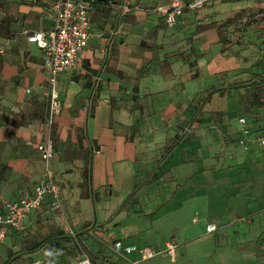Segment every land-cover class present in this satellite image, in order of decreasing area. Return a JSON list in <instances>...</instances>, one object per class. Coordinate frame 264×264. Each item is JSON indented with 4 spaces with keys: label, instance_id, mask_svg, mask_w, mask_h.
I'll use <instances>...</instances> for the list:
<instances>
[{
    "label": "crops",
    "instance_id": "1",
    "mask_svg": "<svg viewBox=\"0 0 264 264\" xmlns=\"http://www.w3.org/2000/svg\"><path fill=\"white\" fill-rule=\"evenodd\" d=\"M175 1L192 0L89 1L93 35L58 75L49 129L45 52L28 36L54 27L52 0H0V201L33 193L49 138L62 192L23 231L0 226V264H78V243L93 264L142 263L168 242L187 264L214 221L248 237L217 261L264 264V146L238 143L240 118L264 132V2L211 0L168 24L158 9Z\"/></svg>",
    "mask_w": 264,
    "mask_h": 264
},
{
    "label": "built area",
    "instance_id": "2",
    "mask_svg": "<svg viewBox=\"0 0 264 264\" xmlns=\"http://www.w3.org/2000/svg\"><path fill=\"white\" fill-rule=\"evenodd\" d=\"M211 0H192L187 4L173 2L170 7L159 8L165 15L168 24H174L177 17L182 15L185 9L197 10L205 6ZM264 2V0H261ZM51 9L55 14V25L52 29L37 32L28 36L30 42H35L45 52V66L49 72L50 80V106L46 118V126L52 128L56 117L61 111L58 99L57 78L67 68L76 67L80 53L86 48L91 39L92 27L90 21L91 3L85 0H52ZM123 10H128L126 6ZM240 147L248 151L253 146H264V132H253L245 118L239 119ZM38 150L44 162V177L34 187L32 194L25 195L16 201H0V226L16 231L25 229V220L30 213L37 210L45 197H50L52 206L62 208V192L60 185L53 174L51 161L54 154V143L51 138L41 142ZM207 232L213 233L218 227L209 223ZM4 238V231L0 232V239ZM177 243L168 242L162 251L145 248L142 252L143 259L153 258L159 254H166L172 259L177 257ZM264 252V243L261 244ZM81 258L78 264H92L85 252L80 249ZM127 264H138V261Z\"/></svg>",
    "mask_w": 264,
    "mask_h": 264
},
{
    "label": "rangeland",
    "instance_id": "3",
    "mask_svg": "<svg viewBox=\"0 0 264 264\" xmlns=\"http://www.w3.org/2000/svg\"><path fill=\"white\" fill-rule=\"evenodd\" d=\"M214 222L217 223L216 225H219L217 221H214ZM219 234L224 235V234H226V231H223L222 233L219 231H216L212 235L207 236V238H205L203 240V244L196 247L199 249V251H201V252H199L201 254V256H199L200 258L197 256L200 261L193 259V256H191L190 257L191 261L189 260V262H187V264H233L231 260L227 261L226 263H225V261L220 260V259L217 261L216 258L221 257V254H218V252H221L224 249L227 252H229L230 256L238 255V254L242 255L244 252L241 250H238L237 247H233L232 245L237 246L239 242L244 243L243 239L248 238V237L243 236L242 233L236 234L235 236L232 235V236H227V237H219ZM263 239H264V232L261 233V235L258 238H256V240L252 241L253 245L256 247V251L258 254H259V242L262 241ZM212 242L216 243V245H214V247L212 245ZM76 249H77V253H76ZM80 249H82L85 252L86 256L90 259V261H92L91 252H90L89 247L86 245V243H83V244L78 243L77 248L75 246L70 251L69 254L73 257H76V255H77L78 262H79V260L82 256ZM151 249H153L155 251L160 250V249H156V248H151ZM218 250H220V251H218ZM160 251H162V250H160ZM50 255H52V254H50ZM165 255L166 254L163 255V253H162V254L155 256L153 259H151L149 261H145L142 263H139V261H138V264H175L170 256H168V255L165 256ZM244 256L245 257H241L242 259L241 258L239 259L241 264L248 263L245 261V258L248 255H244ZM213 258H215V260H212ZM207 259H209V261ZM136 261L137 260H128L127 263L136 262ZM258 261L264 262V259H258ZM150 262H152V263H150ZM249 263H251V261H249Z\"/></svg>",
    "mask_w": 264,
    "mask_h": 264
},
{
    "label": "trees",
    "instance_id": "4",
    "mask_svg": "<svg viewBox=\"0 0 264 264\" xmlns=\"http://www.w3.org/2000/svg\"><path fill=\"white\" fill-rule=\"evenodd\" d=\"M86 1H90V2H92V1H96V0H86Z\"/></svg>",
    "mask_w": 264,
    "mask_h": 264
}]
</instances>
